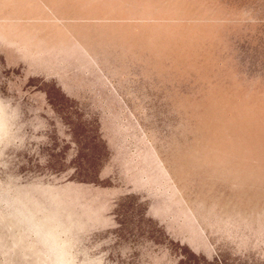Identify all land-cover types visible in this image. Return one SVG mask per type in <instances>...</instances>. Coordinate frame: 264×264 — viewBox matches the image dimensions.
Listing matches in <instances>:
<instances>
[{
  "label": "rangeland",
  "instance_id": "1",
  "mask_svg": "<svg viewBox=\"0 0 264 264\" xmlns=\"http://www.w3.org/2000/svg\"><path fill=\"white\" fill-rule=\"evenodd\" d=\"M0 264H264V0H0Z\"/></svg>",
  "mask_w": 264,
  "mask_h": 264
}]
</instances>
